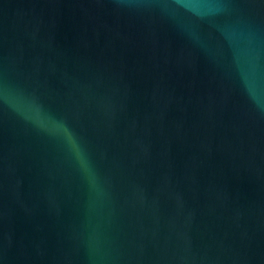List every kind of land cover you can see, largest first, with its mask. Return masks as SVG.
Returning a JSON list of instances; mask_svg holds the SVG:
<instances>
[{
    "label": "water",
    "instance_id": "95a60500",
    "mask_svg": "<svg viewBox=\"0 0 264 264\" xmlns=\"http://www.w3.org/2000/svg\"><path fill=\"white\" fill-rule=\"evenodd\" d=\"M0 264H264V0H0Z\"/></svg>",
    "mask_w": 264,
    "mask_h": 264
}]
</instances>
